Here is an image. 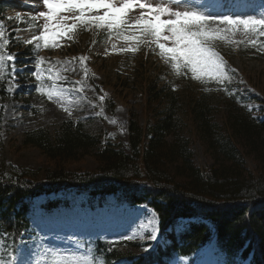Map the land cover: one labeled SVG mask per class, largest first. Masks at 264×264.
<instances>
[{
    "label": "trees",
    "instance_id": "16d2710c",
    "mask_svg": "<svg viewBox=\"0 0 264 264\" xmlns=\"http://www.w3.org/2000/svg\"><path fill=\"white\" fill-rule=\"evenodd\" d=\"M8 3L0 0V16ZM98 37L117 38L105 29ZM18 48L24 55L35 51L30 45ZM223 88L220 122L209 95L189 97L152 78L145 85L148 120L142 124L132 112L128 150L88 133L82 122L65 121L53 134L28 132L24 144L60 166L42 179L28 170L0 171V233L7 235L6 246H17L27 233L40 235L41 214L71 208L81 198L79 204L93 210L127 204L147 206L157 216L159 240L149 253L114 248L103 236L89 240V256L104 264H178L179 257L212 241L221 264L248 259L264 264V112L255 116L248 107L262 99L240 84ZM190 129L210 157L209 171L195 161ZM88 155L98 162L96 171L63 166Z\"/></svg>",
    "mask_w": 264,
    "mask_h": 264
},
{
    "label": "rangeland",
    "instance_id": "374dc122",
    "mask_svg": "<svg viewBox=\"0 0 264 264\" xmlns=\"http://www.w3.org/2000/svg\"><path fill=\"white\" fill-rule=\"evenodd\" d=\"M146 2L168 4L174 10H198L214 17L227 15L233 19L250 16L264 19V8L257 0L228 7L217 6L214 0H181L179 4L176 0ZM39 11H47L42 0H10L3 14L5 17L0 16L5 38L9 40L5 51L15 56L14 62L6 61L4 70L0 71V171L28 170L34 178L42 179L47 171L60 166L39 149L26 146L24 140L28 132L37 129H47L53 134L65 121L82 122L88 133L128 150L132 112L139 116L142 124L147 123L145 85L152 78H158L160 83L169 84L175 91L189 97L209 95L214 99L215 119L220 122L225 118V111L223 103L218 100L225 94L221 86L225 84L242 83L262 99L249 104L254 115L264 112V61L250 42L255 40L258 44V36H246L242 30H237L231 39L212 42L213 49L229 69L221 84L194 80L190 73L183 71L177 74L172 65L158 55L154 45L151 48L142 45L135 53L120 51L122 47L129 46L123 39H102L95 35L97 33L81 34L77 28L69 33L70 39H58V46H52L49 51L42 49L41 42V50L37 54L24 55L23 51L16 49L17 46H27L26 40L43 30L42 18L38 21L31 19ZM139 12L140 9H136L130 15H138ZM17 15L21 20L15 19ZM31 45L35 48V42ZM40 57L44 60L41 64L44 69L42 80L48 79L53 91L60 93L53 100L38 91L41 81H36L34 73L35 61ZM80 57H87L83 64ZM10 66H13V71L9 72ZM81 86L83 92L78 91ZM101 96L103 100H100ZM64 108H68L71 114ZM185 118L188 120L186 115ZM189 135L197 165L209 171L211 160L199 141L197 131L190 129ZM63 166L81 172L96 171L98 162L88 155ZM248 166L255 168L251 159ZM80 200L78 198L72 203L71 208L47 216L41 214L36 225L46 231L43 236L25 234L16 253L2 243L0 254H9L13 264H61L65 257L88 256V251L81 246L84 238L98 235H104L114 248L121 247L123 251L136 254L152 251L159 234L156 241L148 239V222L153 214L148 207L129 208L113 204L93 210L82 207ZM42 201L38 199L37 204ZM133 234L135 239L123 240V237ZM113 241L119 243L113 244ZM181 264H219V261L215 249L208 245L191 257H182Z\"/></svg>",
    "mask_w": 264,
    "mask_h": 264
},
{
    "label": "snow or ice",
    "instance_id": "6c2138e0",
    "mask_svg": "<svg viewBox=\"0 0 264 264\" xmlns=\"http://www.w3.org/2000/svg\"><path fill=\"white\" fill-rule=\"evenodd\" d=\"M181 0H176L179 4ZM47 11H39L31 19L44 23L42 32L26 40L35 48L58 46L57 40L65 37L71 38L69 33L77 27H95L105 29L117 38L123 39L126 45L120 51L135 53L142 45L158 49V55L179 74L183 71L190 73L197 81H216L223 83L227 78L229 69L224 59L213 49L212 42L216 39H231L237 30H242L246 36L264 37V19L248 17L246 19L224 15L214 17L205 15L198 10H174L164 3H148L146 0H42ZM140 9L138 15H130L134 10ZM70 14V15H68ZM9 19H12L9 17ZM16 20H21L17 15ZM69 21H72L69 23ZM223 26V27H221ZM252 47H257L255 40H250ZM9 40L5 38L3 23H0V71L5 68L6 61L15 60V56L5 51ZM113 49L116 45L113 44ZM264 48V43L260 45ZM74 60L76 58H73ZM87 57H80L81 64ZM43 58L35 61V79H43L41 64ZM50 71V69H49ZM85 75L87 72L85 71ZM79 83V82H77ZM38 91H43L42 88ZM78 91L83 92V86ZM47 98L53 100L60 93L48 91ZM104 97L101 96L100 100ZM64 111L69 112L68 108ZM69 114H71L69 112ZM157 218L151 214L148 222L150 234L148 239L156 241L158 236ZM135 234L123 237L125 241L135 239ZM113 244L119 243L116 241ZM147 251V249H145ZM0 264H3L0 261ZM61 264H104L91 256L65 257Z\"/></svg>",
    "mask_w": 264,
    "mask_h": 264
}]
</instances>
